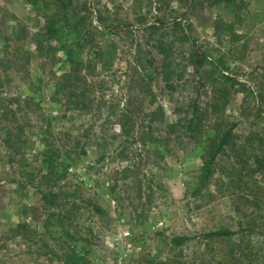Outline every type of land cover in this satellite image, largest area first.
<instances>
[{"label": "rangeland", "instance_id": "rangeland-1", "mask_svg": "<svg viewBox=\"0 0 264 264\" xmlns=\"http://www.w3.org/2000/svg\"><path fill=\"white\" fill-rule=\"evenodd\" d=\"M254 2L76 0L88 69L59 91L70 65L62 50L38 49L46 17L29 0H0V264H65L71 249L87 264H264V12ZM152 23L166 32L164 55ZM100 45L115 50L105 64ZM192 47L206 61L193 65ZM195 104L201 133L167 128ZM231 126L232 146L197 191L208 142ZM216 231L227 234L207 235Z\"/></svg>", "mask_w": 264, "mask_h": 264}, {"label": "trees", "instance_id": "trees-1", "mask_svg": "<svg viewBox=\"0 0 264 264\" xmlns=\"http://www.w3.org/2000/svg\"><path fill=\"white\" fill-rule=\"evenodd\" d=\"M79 1V0H77ZM228 4L234 0H225ZM242 1V0H240ZM31 6L34 7L35 10L41 12L46 17L45 26L41 29V31L36 35L37 36V47L40 51L44 50V44H48L53 47L54 50H62L65 53V62L70 65V70L63 74L62 76L57 77L56 87L59 91H62L65 83H69L71 87H76L83 78L82 71L84 69H88L87 62L83 58L82 53L84 49V41H86V37L90 36V31L84 28V22L86 19V15L82 14L81 9L76 7L73 4L76 0H29ZM255 8L258 11L264 12V0H255L254 2ZM178 24V23H177ZM150 30L151 33H156L157 39L160 42L159 48L161 53L166 54V40L164 30L162 31V26L157 25L156 23H152L146 27ZM95 40V36H91L87 41L91 44ZM52 41H57L59 45L57 47L51 44ZM112 52V53H111ZM114 49L106 50L103 46H98V50L96 52L95 59L105 64V59H113ZM193 60L191 63L196 65L198 62L199 65L206 61V57L202 56V52H198L197 49L192 47ZM90 62V61H89ZM162 73L164 74V79L168 80L170 75V71L168 70V64L166 60L162 62ZM224 75V74H223ZM224 77L229 79L228 76ZM57 90V91H58ZM264 100V99H263ZM214 107H218V103H213ZM193 114L186 122H182L183 119L172 122L167 125L168 129L173 131L181 129L185 134L189 137H196L198 133H201V128L203 125V117H200L198 105L195 104L193 108ZM126 124H123V128L125 129ZM231 127H225L224 129L219 128V132H217L212 140L208 142L206 147V152L204 154V162L202 165V172L199 175V186L197 187V191H200L201 187L207 185L210 181V178L213 174L215 163L217 157L220 153L225 152L228 146H232L233 144V130ZM128 133V132H127ZM47 145V149L49 144ZM43 151V164L47 165V168L51 167V171L48 172L47 175L53 172V163L51 160V156L49 150ZM62 155L71 156L73 150L66 149L62 150ZM60 155V154H58ZM127 168H124L126 171ZM46 175V176H47ZM50 192H52L50 190ZM43 199L48 200L47 194H42ZM92 207L97 212L103 213L104 210L100 207V205L93 203ZM21 225L15 226L13 230H19ZM25 228H29V226H24ZM226 232L216 231L211 232L207 235H225ZM187 237L185 236H177L173 239V241L180 245L182 244ZM65 264H87L88 260L84 255H81L75 249L69 250L64 256Z\"/></svg>", "mask_w": 264, "mask_h": 264}, {"label": "built area", "instance_id": "built-area-1", "mask_svg": "<svg viewBox=\"0 0 264 264\" xmlns=\"http://www.w3.org/2000/svg\"><path fill=\"white\" fill-rule=\"evenodd\" d=\"M125 234H126V235H128V234H129V232H125Z\"/></svg>", "mask_w": 264, "mask_h": 264}]
</instances>
